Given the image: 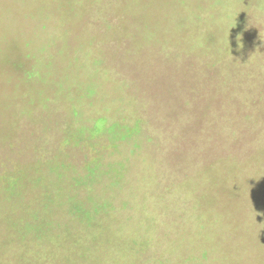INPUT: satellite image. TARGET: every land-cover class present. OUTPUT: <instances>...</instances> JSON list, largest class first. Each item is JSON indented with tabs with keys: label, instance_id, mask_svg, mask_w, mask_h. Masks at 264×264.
Here are the masks:
<instances>
[{
	"label": "rangeland",
	"instance_id": "rangeland-1",
	"mask_svg": "<svg viewBox=\"0 0 264 264\" xmlns=\"http://www.w3.org/2000/svg\"><path fill=\"white\" fill-rule=\"evenodd\" d=\"M260 42L264 0H0V264H264V83L218 79Z\"/></svg>",
	"mask_w": 264,
	"mask_h": 264
},
{
	"label": "crops",
	"instance_id": "crops-1",
	"mask_svg": "<svg viewBox=\"0 0 264 264\" xmlns=\"http://www.w3.org/2000/svg\"><path fill=\"white\" fill-rule=\"evenodd\" d=\"M256 47L258 49L254 51H263L261 54H246V55H238V54H230L225 58L226 62L223 60H219L218 58V79L228 78L230 77L224 76L223 71L232 72L235 68V63L243 62H251L253 65L250 67V70L253 72V77L255 82L264 83V42L258 43ZM225 63V65H223ZM232 79V78H231Z\"/></svg>",
	"mask_w": 264,
	"mask_h": 264
}]
</instances>
